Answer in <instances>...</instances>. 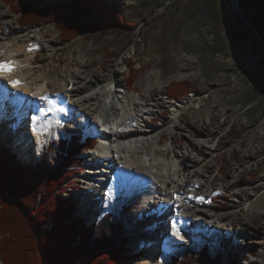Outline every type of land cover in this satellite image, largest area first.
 Wrapping results in <instances>:
<instances>
[{"label":"rangeland","instance_id":"obj_1","mask_svg":"<svg viewBox=\"0 0 264 264\" xmlns=\"http://www.w3.org/2000/svg\"><path fill=\"white\" fill-rule=\"evenodd\" d=\"M41 1L46 4L72 2ZM90 1L94 4H112L115 13L128 25L115 26L92 36L83 35L73 41L64 42L60 31L54 25L23 27L20 15L15 9L1 0L0 6L1 12L6 15L5 18L14 21L19 31L32 33L24 45L36 53V59L32 61L36 67L32 72L34 76L38 77L42 70L48 73L54 70V79L58 78L63 82L78 68L77 72L81 76L93 75L94 85L106 87L107 92L112 90L113 95L117 97L119 94L115 92L116 88H113L110 79L106 78L116 74L123 87L130 91L137 102L142 95L150 98L153 91L157 90L150 99L153 104L162 101L164 104L159 110L164 113L163 116H153V125L160 127L167 118L173 120L167 128L159 131L166 135L160 148L168 151L165 157H174V149L177 148L173 144L174 139L180 141L181 153L189 150L190 147L184 138L191 135V139H194L196 132L191 131L188 125L193 122L192 116L195 112L202 113L206 122L211 125L208 124L209 133L200 137L201 140L209 142L208 147L211 149L219 145L211 156L208 154V157H211V165H214L213 175L218 177L214 204L221 207L220 211H211L217 214L240 213L239 217L243 222L251 223L254 229L252 234L244 236L241 234V226L236 224L232 232L233 239L242 245L231 246L222 251L225 253L223 259L226 264L234 258H240L247 264H264V218L255 219L264 213V0H238L241 11L252 24L257 25L258 28L253 24L260 39H257L254 31L238 17L229 0ZM0 42L4 47L13 45L12 41L3 37L1 30ZM182 82L192 83L196 91L182 100L171 99V87ZM184 101H188V104H181ZM116 104L120 108V103L116 101ZM179 105H182L181 112L174 118L176 106ZM211 112L216 115L213 120ZM181 114H184L186 119ZM7 120L5 118L1 121L5 128ZM75 121L70 117L58 116L52 128L44 133V149L49 148L50 142L54 140L86 137L88 134L80 130L78 122ZM55 130L58 131L56 136ZM174 133L176 136L173 138ZM11 139L0 135V145L13 149L14 140ZM237 149L239 151H235ZM17 150L14 153L21 157L25 155ZM37 154L39 153L34 151L27 162L31 165L37 163L40 160L39 155L36 157ZM242 156L248 158L239 161ZM60 162L61 160L55 161V167ZM78 166L80 164L74 169L80 170ZM219 169L222 174H219ZM240 171H245L242 175L243 183L225 192V184L233 180ZM85 173L76 174L60 188L61 190L58 189L53 197L59 201L72 198L76 207L75 217L82 219L87 227L98 226V220L90 219L93 212L88 211L89 209L83 207L82 201H79L80 194L87 187L77 181L81 176H85ZM136 190L126 194L104 214L110 213L117 218L122 207L127 204L132 207L131 200L142 195L140 189ZM244 190L247 191L246 194L243 193ZM130 215L129 220L125 222L126 227L129 226L128 229L135 223L133 213ZM124 237L131 241L128 249L132 251L131 255L136 256L131 264H142V258L149 256L146 253L148 249L137 245L136 237L131 240L130 234L126 232ZM206 243L212 247V241ZM220 243L219 241L218 247H221ZM246 250L250 252L248 256ZM141 252L144 256L139 257ZM168 258V264H174L178 260L173 256Z\"/></svg>","mask_w":264,"mask_h":264},{"label":"bare ground","instance_id":"obj_2","mask_svg":"<svg viewBox=\"0 0 264 264\" xmlns=\"http://www.w3.org/2000/svg\"><path fill=\"white\" fill-rule=\"evenodd\" d=\"M1 10L0 6L1 34L6 40L12 41L13 45L4 47L0 42V62L13 61L15 71L10 75H0V135H4L5 139L12 138L15 150L24 152L22 149L25 148L26 153L23 154L26 160L33 156L34 151L39 153L44 147V133L52 128L58 116L76 120L85 134L97 133L101 137L100 143L88 151L89 154L86 152L81 157L88 168L85 176L78 179L87 187L80 194L79 201L88 211L93 212L90 219L99 221L106 210L126 194L140 189L146 199L140 209L133 213L135 224L141 219L135 241L150 252L144 251L149 256L142 258V264H168L169 256L182 258L187 250H197L208 241L213 243L216 258L224 257L222 251L229 247L242 245L233 239L232 232L236 224H239L241 234L248 236L254 231L251 223L243 222L240 213L217 214L211 211L221 209L214 204L218 177L213 175L214 165H211V157H208L219 145L211 149L208 147L209 142L201 140L200 137L209 133L208 124L211 125L202 113L195 112L193 122L188 125L191 131L196 132V138L191 139V135L184 138L189 150L181 153V143L174 139L173 144L177 147L174 149L175 155L172 158L165 157L168 151L160 148L166 135L159 131L167 128L173 120L167 118L160 127L153 125V116H163L164 113L159 110L164 103L158 101L153 104L150 99L157 90L153 91L150 98L142 95L137 98V102L116 74L106 78L116 88L115 92L119 94L117 97L112 90L107 92L106 87L94 85L93 75L81 76L77 72L78 68L63 82L54 79V70L50 73L39 70L38 77L34 76L32 72L36 67L32 61L36 59V53L24 45L32 33L19 31L15 22L5 18ZM34 37L38 39L37 35ZM11 80L21 81L20 86L13 88ZM41 96L48 97L51 104L39 99ZM116 101L120 103V108ZM181 104H188V101ZM181 109L182 105L176 106L174 118L178 117ZM32 116L38 117L36 122L32 121ZM181 116L186 119L184 114ZM215 117L211 112V120ZM5 118L8 119L7 124L4 123L6 128L1 123ZM99 123L111 135L100 131ZM33 128L40 133L39 137ZM16 130L18 133L14 134ZM57 132L54 131L55 136ZM175 136L176 133L173 138ZM242 144L243 141L240 147ZM30 147L34 149L32 153L28 152ZM245 158L248 156L240 157L239 161ZM218 172L222 174L221 169ZM244 172L240 171L225 184L224 191L228 192L231 187L243 183ZM257 218H264V213ZM173 222L180 230L179 237L173 234ZM204 233L206 235L202 236ZM219 241L221 247L217 245Z\"/></svg>","mask_w":264,"mask_h":264},{"label":"trees","instance_id":"obj_3","mask_svg":"<svg viewBox=\"0 0 264 264\" xmlns=\"http://www.w3.org/2000/svg\"><path fill=\"white\" fill-rule=\"evenodd\" d=\"M1 1L15 9L23 27L52 24L58 28L64 42L128 25L109 3L94 4L90 0H72L65 4H46L41 0ZM195 91V85L182 82L171 87L169 97L182 100ZM96 145V139L84 136L54 140L49 148L45 147L35 165L18 160L8 147L0 145L2 264H131L136 256L131 255L132 251L128 249L131 242L124 237L130 206L123 207L117 218L108 214L98 226L87 227L82 219L75 217L72 198L59 201L53 197L78 174L74 168L80 156L95 149ZM57 160L61 162L55 167ZM58 194L60 196V191ZM227 263L247 264L240 258L230 259ZM174 264L226 262L222 256L213 258L206 248Z\"/></svg>","mask_w":264,"mask_h":264},{"label":"snow or ice","instance_id":"obj_4","mask_svg":"<svg viewBox=\"0 0 264 264\" xmlns=\"http://www.w3.org/2000/svg\"><path fill=\"white\" fill-rule=\"evenodd\" d=\"M14 71H15V63L13 61L0 62V75H10ZM10 83L13 88H17L20 86L21 81L11 80ZM39 99L46 101L48 104H51V100L46 96H41ZM59 111H62V109H59ZM37 119H38L37 116H32L33 122H36ZM33 132H36L39 137L40 133L37 132L36 128H33ZM172 230L174 235H176L177 237L180 236V230L175 222L172 223Z\"/></svg>","mask_w":264,"mask_h":264},{"label":"water","instance_id":"obj_5","mask_svg":"<svg viewBox=\"0 0 264 264\" xmlns=\"http://www.w3.org/2000/svg\"><path fill=\"white\" fill-rule=\"evenodd\" d=\"M229 1H230L231 5H232L233 10L237 13L238 17L244 21L245 25H247L250 29H252L254 31L255 36L257 37V39H260V37L258 35V32L256 31V29L253 26V24L246 17V15L241 11V8L239 6L238 0H229ZM61 4H65V3H61Z\"/></svg>","mask_w":264,"mask_h":264}]
</instances>
